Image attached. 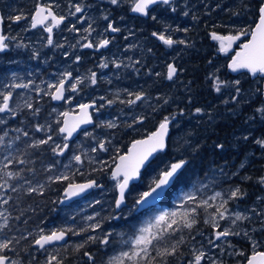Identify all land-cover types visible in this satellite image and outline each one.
Here are the masks:
<instances>
[{"label": "rangeland", "instance_id": "1", "mask_svg": "<svg viewBox=\"0 0 264 264\" xmlns=\"http://www.w3.org/2000/svg\"><path fill=\"white\" fill-rule=\"evenodd\" d=\"M207 1L213 3L211 8L214 7V9L222 10L221 17H219L220 15L217 11H214L213 15L210 14L209 16L204 17V12H206L205 9L208 7ZM223 1L227 2L231 7H228L227 9L221 8ZM236 2L241 3L242 0H172V2L169 3V6H164V4L161 3L162 6L168 8L169 13L172 15L167 14L168 12L165 10L166 8L159 7L155 12V16L157 17L156 22L161 24V21H166L167 24L163 26V28L160 27L162 28L161 31L163 33L167 32L168 34H172V36L169 37L174 43L165 47L164 44L161 45L163 47V52H161V58L158 60V66H154L156 63H153L152 61L150 67L145 66L144 59L150 58V48L153 46V42L150 39L149 34L146 33L140 35L141 30L143 29L141 26L140 34H136L135 37H132V35L129 34L123 36L122 40H115L113 42V46L111 47L113 49L111 52L113 54H124L119 62H115L113 69L108 70L106 67H101L102 63L106 64L103 58L100 61L94 59L91 64L92 69L89 66L86 71L80 72L70 85V93L66 95L64 101L60 104L47 105L48 102L51 101L50 93L54 88L56 78L61 71L58 65L55 64L51 66L46 62L38 64L37 56L32 55L29 52L28 47L27 51L29 56H20V54L24 53L23 51L20 52V54L13 60V63L18 64L13 66L10 70L5 69L0 73V76L3 78L0 93H12L10 102V109L12 111L3 113L1 117H3V119H14L15 115L20 112L21 107H23L24 102L32 99L33 92H38V96L32 100L41 99L42 96L45 100V109L47 110L45 111V116L39 122L38 127H40L41 130L34 131L29 138L30 143L34 141L37 143L40 140H48L47 145L42 146V150H39L40 148L37 149L39 150L38 154L44 153L46 149L51 150L50 164H40V169L42 171L48 170L46 175L38 174L40 173L38 169V172L30 170L29 172H33L32 180H23L20 175L9 179L6 175L0 173V176H3L4 179L7 180V183L5 184L4 182L3 184L5 185L3 186L4 189H10V184L11 189H21L22 187L26 190L40 189L44 184L41 180L42 177L45 182L65 178L69 174V168L72 165L75 163L81 164L83 161L91 160L94 161L97 166H107L108 163H103L104 158L100 157V152L102 151L101 145H104L105 140H109V138H107V131L111 128L108 127L109 123L116 126L121 119H125L123 122L131 125L130 130L140 131V126L142 122H145L146 115L151 117L156 111L163 108L164 105L172 107L171 103L173 101L182 100L179 99L180 93H190L189 89L186 90L185 86H181L182 80H179L177 77L171 79L169 85H166L165 83L163 84V80L167 78L166 67L171 60L170 62H173L174 66L178 67V64L180 65L178 67L179 72L186 70L188 71V75L193 74V76L197 75L200 78L201 84L196 86V88L192 87L196 92L210 91L214 94V97L205 103L207 111L211 112L212 115H207L202 108L203 114L194 120L195 125L199 127L195 130V133H191V131L184 132L185 128H182L181 123L178 121L173 125V151H178L179 148H183L190 152L198 150L202 139L212 131V128L214 127L213 125L217 122L225 124L230 116H236L235 118L239 121L236 122L237 126L225 139L228 142L227 147L234 148V145L246 143L247 140L245 137H251L250 142L256 146H252L251 149L244 154L237 163L235 162L233 166L230 162L229 165L221 164L219 166H206L207 171L205 170L202 178L197 176L194 181H191L187 185V187H178L175 189L172 196L169 197L171 203L167 208L166 206L154 205L145 214H139V216H136L133 220L129 221V226L134 229L147 227L149 224L154 223L155 218L163 212L178 211L183 213L188 210L191 215H194V213L191 212V209L194 208L196 210L195 214L201 209L200 213L204 210L202 225L205 226V229L200 230L192 236L188 245V248L190 249L189 257L184 260L185 264H193L194 256L200 252L205 253L200 264H213V261H215L216 264H223L224 262L225 264H229L227 261L228 258L236 259L235 261H238L236 264H243V256L247 255L248 252L252 253L253 251L258 250L264 242V191L261 190L260 194L251 196L248 192H243L237 184H231L230 181L238 173L240 174L239 179H247L248 176L243 174L245 167L250 165L254 158H260L264 155V148H261L256 143L257 140H264V118H262V114L257 111V109L264 107V103L259 100V104H255L253 107L247 106L245 110L241 109L237 112L235 109L240 105L239 102L249 103L257 98L259 94L257 86L258 82L253 81L245 84L242 81L246 80L247 75L244 76L240 74L226 79L224 71H226V60L228 62L230 53H221L219 51L220 41L212 40L210 38V42H205L199 37L198 32H200V28L197 24L195 34L198 38H196L195 35H193V39L190 38L187 30L189 22H192L193 19H197L200 23L205 21V19H210V23L221 26L225 32L228 33H236L240 32L242 29H247V26L252 23V16L250 15L251 8L248 4L242 6V12H238L237 14L233 12L230 16H224L233 6H235L234 3ZM185 13H187V15H185ZM189 14H191V17H189ZM152 17L154 16H150V18ZM170 23H173V25H170ZM142 24L145 26L146 22H142ZM151 31L154 32L153 30ZM179 41H184V43H179ZM117 48L121 50H117ZM140 48L142 54H140V58L136 60L138 62L135 63L139 64V66L135 68L132 66L133 50L139 49V51H141ZM35 49L36 47L33 45V50L35 51ZM105 53H107V51H103V54ZM208 55L210 58H207ZM117 64L120 66L116 67ZM195 64L196 66H193ZM45 67L47 70L43 72L42 69ZM14 69L16 70L13 71ZM93 72L96 74L95 84H92L90 79L91 73ZM149 74H152L155 77H149ZM130 77H132V79H130ZM139 77L143 80L141 81V84H138L135 81ZM158 77H160L161 80H159ZM77 79H80L82 82L76 84V90L73 91L72 85L76 83ZM209 79L213 80V86H207L206 81H210ZM236 81H239L238 85L235 83ZM14 83L28 84L29 86L27 88H13L11 85ZM187 83L189 84V81H187ZM217 84H219L220 87L219 91L215 90ZM49 85H52V87H49ZM136 86L140 87L134 89ZM3 88L4 90H2ZM237 88H239V94L236 91ZM137 94L142 96L141 100L135 101V103L131 105L128 104L127 101L135 100V95ZM101 97L104 99H101ZM233 97H235V99H233ZM2 98L3 97L0 96V103L2 102ZM86 101L98 102H96L97 105L92 112L94 119V124L91 126L92 128L82 131L77 138L69 144L61 154H59L64 143L63 136L57 131L59 126V116L64 111L74 109L79 104ZM108 101L114 102L109 104ZM121 101L124 102L122 103ZM184 105L185 104L180 107ZM249 108L252 109L251 112L244 114ZM168 116L170 115H167V117ZM258 128L263 130L259 132ZM19 129L14 133H19ZM49 137H51V139H48ZM185 137L188 139L186 140ZM53 149H55V151H53ZM93 149H95V151H93ZM8 152L12 153V150L10 149ZM200 154L201 153H198L196 158ZM75 156H80L81 159L79 162L74 159ZM5 159L6 156L3 158L2 155L0 168H3L2 164H7V160ZM242 164L243 167H241ZM157 165H160V163L158 162ZM166 167L157 171H154V169L147 171L143 182H148V180H151L156 173H159ZM4 171L7 172L5 169ZM262 177H264V167L262 168L261 176L257 178L259 186L264 188V184L260 182ZM117 182V180L110 179L107 185H102V183L97 180L98 186L95 187L91 193L63 206L62 209H59L58 217L54 220L59 223L62 221L63 227H67L70 224L80 226L72 216V214L80 212L86 225H89V227H96L98 213L103 210L109 212V208L112 207L114 197L113 191ZM236 188L240 189L242 195L238 198L230 199L231 191ZM142 191H129L127 193L128 206L125 207L120 214L114 215V213H111L112 218L127 216L132 214L133 211L135 212V210H133V205L135 204L138 195L136 197L133 196ZM217 192L221 193V196L216 199H211V197H214ZM186 193H192L195 196V200L183 202L182 197ZM2 199L3 196L0 194V201ZM225 200L227 203L224 205V208H226L227 211L224 212L225 218L221 219L217 214L216 209L220 206L222 201ZM200 201H207V206L205 207L204 205H201L197 207V204H199ZM224 208H221L220 211L223 212ZM3 212L4 209L0 205V213L3 214ZM236 213L242 214V216L247 217V219L236 221L235 224H233ZM214 217L216 222L220 225L218 228L213 227L212 221ZM170 219L171 218H168L164 223L153 228V234H159L162 232L161 228L167 227V221ZM206 220L208 223H205ZM4 224L5 217L0 215V225ZM53 228L54 224H50L46 227L47 231H41V229H34L32 231H37L34 234L36 237L42 233H48ZM177 228H179V225H176L175 230H177ZM1 229L2 228H0V231ZM225 229L239 232L240 235H229L217 239L216 233ZM111 230L112 231L107 232V235L109 233L111 235L116 234L117 232L119 234H125L124 232H120L118 224L112 226ZM245 232H247V236L244 235ZM70 234L72 236V241L70 242H75L77 237H81L80 231L77 229H73ZM138 234L139 231H134L126 237L125 235H118L119 241L115 240L114 243L110 242L108 248H101L102 251L99 253V260H95L94 263L109 264V261L113 257L120 256L122 252L130 251L132 248L131 241ZM109 236L110 235H108L107 238ZM105 237L106 236L102 237L100 241ZM249 237H251L252 241L258 242V247L255 249L253 248ZM6 239H11V236H4L0 232V241ZM57 250L58 247L56 246L40 250L41 252L39 253H42V255L47 254V257L49 258ZM35 252H38V250L35 249ZM240 253H243V255H240ZM154 254L155 253H152L150 249L149 256H154ZM142 256L143 254L141 253L140 256H135L131 260L124 258V264H138ZM33 257L35 258L37 256L33 255ZM146 258L148 257H144L143 259ZM12 261H16L17 264H24L22 261L16 260L14 257H9L6 264H11ZM141 261L143 260L141 259ZM235 261H231V263H235Z\"/></svg>", "mask_w": 264, "mask_h": 264}, {"label": "trees", "instance_id": "2", "mask_svg": "<svg viewBox=\"0 0 264 264\" xmlns=\"http://www.w3.org/2000/svg\"><path fill=\"white\" fill-rule=\"evenodd\" d=\"M262 1L263 0H242L241 3L236 2L234 3L235 6H233L232 9H230V11H228L224 16H230L233 12L236 14L238 12L240 13L243 10L242 6L244 4H248L251 8L250 15L252 16V23L247 26V29L252 28L256 20L258 19V8L262 4ZM207 3L208 7L205 9L206 12H204V17H207L210 14L213 15L214 11L219 12V17L222 16L221 9H214V7L211 8V5L213 3H211L210 1H207ZM228 7H231V5L223 1L221 8L227 9ZM189 17H191V14H189ZM209 20L210 19H205V21H202L200 23L197 19H193L192 22H189V27H187V30L190 38H192L193 35L198 38L195 34L197 25L200 28L198 36L201 37L205 42H210L211 31H216L220 33L225 32V30L221 26L214 25L210 23ZM157 54H159V52ZM207 58H210V56L208 55ZM226 65L227 68L226 71H224L226 79L229 77H235L228 70L227 60ZM179 66L180 65L178 64V67ZM193 66H196V64ZM177 78L179 80H182L181 86L183 85V87L185 86L186 90H190L189 94L180 93L179 99L182 100L173 101L171 103L172 107L164 105L163 108L156 111L151 117H148V115H146L145 122H142L140 126V131L130 130V124L123 122L125 119L121 120L118 125L108 129L107 138H109V140H105L103 149H101L102 151L100 152V157L104 158L103 163H108L107 166H97L96 163L91 160L83 161L81 164L75 163L69 168L70 172L65 178L49 180L45 182L42 177L41 180L44 182L43 186L40 189H35L34 192L25 189H16L18 191L10 192V190H6L4 189V187H0V194L3 196V199L0 201V205L4 209L3 216L7 221V223L4 224V227H2L0 232L4 236H11V239L3 240V242L11 241L9 248L5 249L3 252L0 253L8 254L9 257H14L16 260L22 261L24 264H49V261L53 256L56 257V260L60 261V264H95L93 261H90L89 255L93 258L92 260H99V253L102 251L101 248H108L110 246V242L114 243L115 240L119 241L118 235H125L126 237L127 235L132 234L133 230L129 226V221L133 220L135 217L127 219L129 216L127 215L125 217L119 216L118 218H112V207L109 208V212L103 210L98 213V226L96 227H89V225L85 224L83 219L79 220L78 222L80 226L70 224L67 227H63L62 221H60L59 223L54 220L56 217H58L59 214V208H57V203L60 197L61 190L63 189L66 182L71 179L80 181L88 178H95L99 180L102 185H107L110 180V168L115 160V157L126 149L129 141L139 136L145 135L147 132L152 131L164 115H176L177 121L181 123V127L185 128L184 132L191 131V133H195V130L199 127L195 125L194 120L203 114L202 108L207 115H212L211 112L207 111L205 103L208 100H211L214 97V94H212L210 91L196 92L192 87L196 88V86H199L201 84L200 78L197 75H188V71L186 70H183V72H179ZM139 80L140 81H138L137 83L141 84V81L143 80ZM165 80H163V84L166 82ZM209 80L210 81H206L207 86H213V80ZM257 80L260 81L259 78H257ZM187 81H189V84L191 82V84L189 85ZM250 81L251 79L247 77V79L242 82L247 84L251 83ZM257 86L259 89V94L257 98L249 103L238 101L240 103L239 106L241 107L238 106L235 109L237 110V112L241 109L245 110L247 106L253 107V105L259 104V100L264 102V98L261 96V85L259 82ZM183 104L185 105L180 107ZM196 109H200L201 111L197 112ZM251 110L252 109L250 108L247 109L244 114L251 112ZM235 117L230 116L225 124H223L222 122L215 123L213 125L214 127L212 128V131L207 134L205 138H201L202 142L200 143L198 150H195L194 152L187 151L183 148H179L178 151H173V128L172 133L168 138L166 149L163 152L158 153L156 157H154V159L148 165V168L145 173L142 174V181L139 184L135 185L131 190L142 191L147 189V185L150 183V180H148V182H143L147 171L151 169L157 171L163 167H166L173 160L186 158L187 163L184 165L183 169L178 173L177 178L174 180L172 187L168 190L167 194L163 199V203H166L168 202L169 196L172 192L175 191V189H177L178 187H187V185L191 181H194L195 177L197 176H200L199 178H202L205 170L207 171L206 166H219L221 164L229 165V162L232 163L233 166L234 163H237V161L244 154H246L252 146H256L250 142L251 137H248L246 139V143H243L241 145H234V148L227 147L228 142L225 139L226 137H228V134L235 129V127L237 126L236 122L239 121ZM262 130L263 129L258 128L259 132H261ZM11 138L12 142H14L13 148L15 149V152L12 163L7 165V168L5 170L7 172L12 171L13 173L18 172L21 177H23L26 172H29L30 170H35L36 172H38L37 169L40 171V173L38 174L46 175L47 170H45V173L43 174V171L38 168V160L35 164L29 165L27 168L24 164L25 148L28 150V152H31L32 150L37 152L38 146L33 147L29 143L30 145H25V148L20 147L19 149H16V147L21 145L22 143L21 134H18L17 136L13 135ZM185 139L187 140L188 138L185 137ZM218 145H221L222 147H218ZM198 153L201 154L198 155L196 158V155ZM50 155L51 151L49 149H46L43 153V156H41L44 160L43 162L45 163V165L50 164ZM158 162L160 163V165H157ZM263 167L264 155H262L260 158H254L252 163L245 167V169L243 170V174L248 176L247 179H239L240 174L238 173L231 179L230 182L231 184H237L243 192H248L251 196L258 195L261 193V188L259 186L257 178L261 176ZM4 180V177L3 179H0V185L4 184ZM137 195L138 194L134 195L133 197H136ZM4 201L7 202L5 203ZM200 212L201 209L197 212V214L194 213V215H191L189 213L190 217H194L196 221V223L193 224L190 229L183 226V220L181 216L176 217L178 223L172 225V228H169L167 231H164L166 227L161 228L162 232H159L162 233V236L159 240L154 241L153 244H156L155 246L159 247L160 249L168 248L169 250H171L172 246L175 245L176 250L172 255H167L161 258L156 256L155 247H150L152 253H155L153 257H156V261H154L153 264H185L184 260L189 257L190 249L188 248V245L192 236H194L195 233L199 232L200 230L205 229V226L202 225L204 210H202V213ZM73 217H75V215H73ZM170 221H167V224L170 223ZM50 224H54L57 228L66 229L70 233L73 229H77L78 231H80L81 237H77V240L75 242H69L65 245H62L61 247L58 246V250L55 251V253L48 258L47 255L42 257L40 256V254L35 252V248L32 246V242L35 239L34 234L37 231L32 230L41 229V231H46L45 227H48V225ZM115 224H118L120 232H124L125 234H119L118 232L116 234H112L108 237V243L102 244L100 242V239L104 236H108L109 234L107 235V232L112 231L111 227ZM176 225H179V228H177V230H175ZM89 237H96V239L94 241L89 240ZM181 238H183V242H180ZM85 253H88L89 255H85ZM33 255H36L37 257L34 258ZM142 260L143 261H141L140 259L138 264H147L148 258ZM244 260L245 259L243 258V263ZM227 261L230 262L231 260L228 259ZM237 262L238 261H235V263L230 264H236ZM51 264L54 263L51 262Z\"/></svg>", "mask_w": 264, "mask_h": 264}, {"label": "flooded vegetation", "instance_id": "3", "mask_svg": "<svg viewBox=\"0 0 264 264\" xmlns=\"http://www.w3.org/2000/svg\"><path fill=\"white\" fill-rule=\"evenodd\" d=\"M135 1L136 0H119L118 4L113 5L110 3V0H0L1 33L6 37L5 43L7 44V48L4 51H0V73L5 69L10 70L13 66L18 64L13 63V60L20 54V52H24L20 54V56H29L27 51L28 47L29 52L32 55L37 56L38 64L46 62L51 66L55 64L58 65L61 71L56 78V84L65 77V74L71 73L70 76H67V78L64 79L67 95L70 93L69 88L72 81L77 78L80 72L86 71L89 66L92 69L91 64L94 59L100 61L103 58L107 64L106 68L108 70L113 69L115 62H119L124 55L123 53L113 54L111 52L113 49L111 48L113 42L115 40H122L123 36L129 34H131L132 37H135L136 34H140L141 26L143 29L141 30L140 35L146 33L149 34L150 39L153 42V46L150 48V58L144 59L145 66L150 67L152 62L156 63L154 66H158V60L161 58V52H163V47L161 46L163 41L158 37L162 34L165 38L168 37V39H171L169 36H172V34H168L167 32L163 33L161 31L162 28H160V24L156 22L157 17L155 16V12L159 7H163L166 8L165 10L168 12L167 14L171 15L168 8L164 7L169 6L170 4L162 6L161 3H157L152 5L147 10L148 14L143 17L131 13ZM38 6H44L46 8L50 6L51 11L57 17H64V20L58 26L53 27L51 33L52 44H48L49 33L44 30L45 27L51 26L50 17L42 24H37L35 28L31 26L32 16L35 14ZM76 6L81 7L82 11L76 13ZM46 14L47 13L45 12L44 15ZM17 16H21L22 19L16 20L15 17ZM105 16H107V19H104ZM149 16H154L155 19H153V17L150 18ZM142 22H146V25L144 26ZM109 23H111L113 27L118 28L119 31L112 32L108 29ZM85 29H90V31L86 32ZM151 30L157 33V35L153 36ZM105 39H107L109 43L104 47H98L100 41ZM87 43H92L93 47H84L83 45ZM162 44H164V47L167 46L164 42ZM33 45L36 47L35 51L33 50ZM117 50L121 49L117 48ZM103 51H107V53L103 54ZM133 51L132 66L137 68L139 64L135 63L138 62L136 60L140 58L142 50L139 51V49H134ZM158 52L159 54H157ZM77 57H79V60H77ZM15 70L16 69L13 71ZM46 70V67L42 69L43 72ZM148 76L152 78L155 77L152 74H149ZM158 78L161 80L160 77ZM130 79H132V77H130ZM139 79L142 78H137L135 81L138 82L140 81ZM2 80L3 78L0 76V88L2 87ZM165 81V84L169 85L171 79L166 78ZM2 90H4V88ZM38 94V92H33L32 99L37 97ZM140 94L143 95V93ZM32 99L24 102L23 107H21L20 112L15 115L14 119H3V117H1V115L8 112V110L0 113V136H3L4 138L3 143H0L1 162L2 155L3 158L6 156L5 160L9 161V164L13 161L15 152V150H13L11 138L13 135L21 134L22 143L20 147L22 148H25V145L29 146L31 144L33 146L34 144V142L30 143L29 136L37 130L39 122L45 116V110L47 109H45V100L42 96L41 99ZM10 102L11 97L9 99V108ZM28 102L31 107L27 106L29 105ZM47 105H52L51 101L48 102ZM60 117L61 115L59 116V120ZM17 129H19V133H14ZM25 133H27V135H25ZM38 148H40L39 150H42V145L38 146ZM10 149L12 150V153L8 152ZM39 150L37 149V152L34 150L28 152L25 148L24 164L26 168L29 165L35 164L37 160L39 165L38 168H40L41 163L44 164V160L41 157L43 156V153L38 154ZM22 179L32 180L33 172H26ZM9 188L10 189L8 190H10V192L19 190L18 188H14L15 191H13V189H11V184ZM21 189L24 188L22 187Z\"/></svg>", "mask_w": 264, "mask_h": 264}, {"label": "snow or ice", "instance_id": "4", "mask_svg": "<svg viewBox=\"0 0 264 264\" xmlns=\"http://www.w3.org/2000/svg\"><path fill=\"white\" fill-rule=\"evenodd\" d=\"M119 0H110V3L113 5L118 4ZM157 3H163L164 5H168L170 3V0H136L134 6L132 7V11L135 13H140L142 15H147L148 12L146 11L150 5H155ZM82 11V8L79 6L75 7V12L79 13ZM47 13L44 15V13ZM74 15V14H73ZM187 15V13H185ZM49 17L51 18V26L45 27V31L49 33L48 36V44H52V30L53 27L58 26L63 20L64 17H57L52 11L50 6L44 7V6H38L36 8L35 14L32 16V27L35 28L37 24H42L45 20H48ZM16 20L22 19L21 16L15 17ZM104 19H107V16L104 17ZM155 19V17H153ZM108 29H110L112 32L119 31L118 28L113 27L111 23L108 24ZM74 30V29H72ZM85 31H90V29H85ZM153 36H156L157 33L153 32ZM244 36L247 37L246 42H243L239 45V50L235 52V55L231 57V62L228 64V68L232 71H236L237 69H247L249 72L256 74H264V3H262L258 8V20L255 23V27L249 28V29H242L240 30L238 35H227V36H219L213 33L212 38L214 40L220 41V47L219 51L221 53H227L228 50L232 47V44L236 41L240 40V37ZM160 40H162L165 44L171 45L174 42L171 39L165 38L164 35H160L158 37ZM6 37L3 35H0V51H4L7 48V44L5 43ZM227 42V44L225 43ZM109 43L107 39L100 41L98 47H104ZM179 43H184V41H179ZM84 47L91 48L93 47L92 43H87L83 45ZM77 60H79V57H77ZM120 65L117 64L116 67H119ZM101 67H107V64L102 63ZM176 72V68L169 64L168 65V79H172L173 75ZM71 73L65 74V77L62 78L59 81V85L56 86L55 93L52 95V98L54 100L61 99L63 88H64V79L67 78V76H70ZM96 74L93 72L91 73V83L95 84ZM82 81L80 79H77L76 83L72 85V90H76V84L81 83ZM237 85L239 84V81L235 82ZM28 84H12L11 87L13 88H27ZM49 87H52V85H49ZM216 91L220 90L219 84L216 85L215 88ZM237 93L239 94V88L236 89ZM12 93L8 92L7 94L0 93V96L3 97V102L0 103V113L5 112L6 110L12 111L9 108V99L11 97ZM131 95V94H130ZM142 96L140 94L135 95V100H129L127 101L128 104H134L135 101L141 100ZM101 99H104L101 97ZM235 99V97H233ZM114 101H108L109 104L113 103ZM122 103L124 101H121ZM28 107H31V105H27ZM80 109L84 111L85 118L81 119L79 123H90V118L87 117L86 109L91 107V105L88 104H81ZM197 112H200V109H196ZM258 112L262 114V118H264V107L257 109ZM14 114V113H13ZM64 116H67L68 113H63ZM68 122L65 121V126L60 128V132L64 133L67 132L68 136H71L72 132L75 131V127L78 125H75L71 128L68 126ZM114 124L109 123L108 127H114ZM131 127V125H129ZM41 128L37 127V131H40ZM168 131V118L165 117L164 121H162L158 127V129L155 132H152L148 135L146 139L142 140H136L133 142L131 148L128 150L127 156H121L120 157V163L116 165L115 171L112 172V179H116L118 176H123V179L121 181L117 182V188L119 189L120 195L119 198L116 199V207L119 208L121 204L124 202V190L128 187V183L130 180L136 178L139 176L141 168L146 165V162L149 161V158L153 156L154 153L161 152L165 149V136ZM27 135V133H25ZM3 136H0V143H3ZM48 139H51L49 137ZM67 139V137H65ZM247 139V137H245ZM48 140H40L36 144L33 145V147L38 146L39 144H47ZM256 143L261 147L264 148V140H257ZM59 147V146H58ZM68 145L65 144L64 148H67ZM218 147H222L221 145H218ZM101 149H103V145H101ZM55 151V149H53ZM95 151V149H93ZM74 159L79 162L80 156H75ZM22 162V161H21ZM186 164V161L181 159L178 162L171 163L168 167L162 169L159 173H157L154 177L151 178L150 183L147 185V189L140 192L138 194V198L135 201V204L133 205V210L139 207H143L145 205L154 204L160 196L164 193V190L169 187L172 182L177 178V175L179 171L183 168V166ZM243 167V164L241 165ZM7 168V165H4V168H0V173H3V175H6L9 179L19 176V173H13V172H5L4 169ZM0 179H3V176H0ZM260 182L264 184V177L261 178ZM7 182L5 181V184ZM5 185H0V187H3ZM94 186V182L86 184V185H78L76 187L80 188V190H83L84 188L92 187ZM15 191V189H13ZM29 191H35V189H29ZM242 193L240 192L239 188H236L235 190L231 191L230 199L231 198H238ZM221 193L217 192L214 197H211V199H216L217 197H220ZM195 196L192 193H186L182 197L183 202H190L194 201ZM5 203L7 201H4ZM227 203V201H222L219 207H217L216 212L220 216L221 219H224V212L227 211L226 208H224V205ZM204 205L207 206V201H200L199 204H197V207ZM183 206V205H182ZM221 208H224V211H220ZM192 213H195V209H191ZM0 215H3L0 213ZM177 216H181L183 220V226L186 228H191L193 224L196 223L194 217H190L189 211L186 210L183 213H180L178 211H171V212H163L161 215L157 216L155 218V222L152 224H149L147 227H142L139 229V234L134 237V239L131 241L132 248L130 251L122 252L120 256L113 257L109 264H124V258H128L131 260L135 256H140L142 253L144 257H148L147 264H153L154 261H156V257L149 256L150 247H155L156 250V256L163 258L167 255H172L175 250L176 246L173 245L171 250L168 248L160 249L159 247H156L153 242L156 240H159L162 236V233L160 234H153V228H155L157 225H160L161 223H164L168 218H171L170 223L167 224V227L164 229V231H167L169 228H172V225L177 224ZM247 219V217H243L242 214L236 213L235 214V220H233V224H235L236 221ZM7 223L5 219V224ZM205 223H208L206 220ZM213 227L218 228L220 225L218 222H216L215 217L212 221ZM98 226V225H97ZM4 227V225H0V228ZM175 231V230H174ZM65 230H60L59 232L53 231L50 235H41L39 239L35 240V244L39 245L40 248H44L46 244L51 243L52 241H59L64 238ZM109 235H111L109 233ZM229 235H240L239 232H233L230 229H225L223 231L217 232L216 237L219 239L220 237H227ZM245 236H247V232L244 233ZM89 240H95L96 237H89ZM249 240L252 242L253 248L255 249L258 247V242L252 241L251 237H249ZM102 244L108 243L107 236L100 241ZM183 242V238H181V241ZM211 243V241H210ZM11 244V241L3 242L0 241V252H3L5 249L9 248V245ZM82 247V245H81ZM85 255H89L88 253H85ZM240 255H243V253H240ZM205 253L200 252L199 254L194 256V262L193 264H200L202 258H204ZM89 259L91 260L92 257L89 255ZM8 260V257L4 255H0V264H6V261ZM52 260H56V257H51V260L49 261V264H51ZM11 264H17L16 261H12ZM56 264H60V261L56 260ZM213 264H216L215 261H213ZM247 264H264V251H253V254L251 257L248 258Z\"/></svg>", "mask_w": 264, "mask_h": 264}, {"label": "water", "instance_id": "5", "mask_svg": "<svg viewBox=\"0 0 264 264\" xmlns=\"http://www.w3.org/2000/svg\"><path fill=\"white\" fill-rule=\"evenodd\" d=\"M262 3H264V0H263ZM134 4H135V3H134ZM134 4H133V6H134ZM133 6H132V7H133ZM151 6H152V5H150L149 8H150ZM149 8H148V9H149ZM148 9H147V10H148ZM147 10H146V11H147ZM131 13L134 14V15H140V16H143V17L146 16V15H142V14H140V13H135V12L132 11V9H131ZM257 20H258V19H257ZM256 22H257V21H256ZM0 25H1V18H0ZM253 27H255V24H254ZM213 33H215L216 35H219V36L232 35V34L221 35V34L216 33V32H211V34H210V35H211V38H212ZM0 35H1V27H0ZM237 35H238V34H237ZM225 42H226V41H225ZM245 42H246V41H245ZM226 44H227V42H226ZM233 44H234V43H233ZM233 44H232V46H233ZM239 45H240V44H239ZM231 49H232V47H231L229 50H231ZM229 50H228V51H229ZM238 50H239V46H238V48H237L236 51H238ZM236 51H235V52H236ZM234 55H235V54H234ZM230 62H231V60L229 61V63H230ZM229 63H228V64H229ZM169 64L173 65V62H170ZM169 64H168V65H169ZM173 66H174V65H173ZM174 67H175V66H174ZM175 68H176V67H175ZM228 70H229L232 74H237V73L242 72V71H247L251 76L259 75V76H261V77H264V74H260V73L253 74V73L249 72L247 69H237L236 71H232L231 69L228 68ZM166 73H167V76H168V66H167V71H166ZM176 73H177V68H176V72H175V74L173 75V77L176 75ZM262 86H263V95H264V81H263V83H262ZM55 90H56V89H55ZM55 90H54L53 94L55 93ZM53 94H52V95H53ZM62 94H63V93H62ZM61 98H62V97H61ZM53 100H54V99H53ZM59 100H61V99L54 100V101L57 102V101H59ZM85 104L91 105V107H89V108L86 109L87 117L90 118V121H91V122H90V123H79V121H80L81 119L85 118V116H84V111H82V110L80 109V107H78V111H77V112H67V113H68L67 116H64V115H63L62 123H61L60 128L65 126V121L68 122V125H67V126H68L69 128H71V127H73V126H75V125H78V126L75 127V131L72 132L71 136H68V133H67V132H64V133H65V137H67V139H65V140H71L72 138L75 137V135H76V134H77L82 128H85V127L91 126V125L93 124V119H92V116H91V113H90V109L93 108V107L95 106V103H94V102H88V103H85ZM174 119H175V116H173L172 118L168 119V131H167V134H166V136H165V144H166V141H167V137H168V135H169V133H170V124L172 123V121H173ZM163 121H164V120H163ZM159 125H160V124H159ZM159 125H158L153 131H151L149 134H151L152 132H155V131L158 129ZM59 130H60V129H59ZM149 134H148V135H149ZM148 135H146V136H144V137H141V138H137V139L132 140V141L129 143V145H128L126 151H125L124 153H122V154H120V155H118V156L116 157L115 164L112 166V168H111V172H110L111 178H112V172L115 171V169H116V165L120 163V157H121V156H127V155H128V150H129V148H131V146H132V144H133L134 141H136V140L146 139V138L148 137ZM165 148H166V147H165ZM164 150H165V149H164ZM164 150H163V151H164ZM157 153H158V152H157ZM157 153H154L153 156L149 158V161L146 162V165H147V164H148V163H149V162L155 157V155H156ZM185 161H186V160H185ZM174 162H178V161H174ZM172 163H173V162H172ZM146 165H145V166H146ZM145 166H144V167H145ZM144 167H142L141 170H143ZM118 177H121V180L123 179V176H122V175H121V176H118ZM118 177H117V178H118ZM139 177H140V174H139V176H137L136 178H134V179H132V180L129 181V183H128V187L124 190V195H125V192L128 190L129 186H130L132 183L137 182L138 179H139ZM92 182L95 183V180H94V179H91V180H87V181H81V182H75V183H68V184L64 187V189H63V191H62V195H64V197L60 198L58 204L60 205V204H62V203H67V202H69V201H71V200H73V199H75V198H78V197H80L81 195L87 193L88 191L91 190L92 187H88V188H84L83 190H80V188H78V187H76V186H78V185H86V184H89V183H92ZM170 186H171V185H170ZM170 186H169V187H170ZM169 187H167V188L164 190V193L160 196V198H159L154 204L145 205V206H143V207H139V206H137V210L140 211V210H143V209H146V208H148V207H152V206L156 205V204H157V203L163 198V196H164V194H165V191H166ZM116 192H117V195H116V198H115V202H116V199H118V198H119V195H120L119 189H118L117 187H116ZM115 202H114V210H115V211H118V210H119V209L125 204V197H124V202L121 204V206H120L119 208L116 207V203H115ZM55 231L59 232L60 230H55ZM52 232H53V231H52ZM52 232H51V233H52ZM51 233H49V234H43V235H50ZM40 236H41V235H40ZM40 236H39L38 238H36L35 240L39 239ZM67 238H68V234H67V232H65L64 238H63L62 240H59V241H52L51 243L46 244L45 246H49V245H53V244L64 243V242H66ZM32 245H33V246H38V248H40L39 245H36V244H35V241L32 243ZM45 246H44V247H45ZM40 249H41V248H40ZM4 256L7 257V255H4ZM251 256H252V254L249 255V257H251ZM245 264H247V261L245 262Z\"/></svg>", "mask_w": 264, "mask_h": 264}, {"label": "bare ground", "instance_id": "6", "mask_svg": "<svg viewBox=\"0 0 264 264\" xmlns=\"http://www.w3.org/2000/svg\"><path fill=\"white\" fill-rule=\"evenodd\" d=\"M171 1V0H170ZM172 2V1H171ZM263 2V1H262ZM178 13V12H177ZM152 14V13H151ZM178 16V15H177ZM150 17V16H149ZM174 17V16H173ZM170 18V17H169ZM142 20V19H141ZM257 21V20H256ZM167 22H168V20H167ZM256 23V22H255ZM167 23H166V21H161V24H160V27H162L163 28V26H165ZM159 25V24H158ZM170 25H173V23H170ZM158 27V26H157ZM154 28V27H153ZM157 29V28H156ZM211 32H216V31H211ZM211 32H210V34H211ZM216 33H219V34H223V33H220V32H216ZM235 35H237V34H239V32H236V33H234ZM168 38V37H167ZM210 38H211V35H210ZM212 40H214L213 38H211ZM246 39H247V37L245 38L244 36H241L240 37V40H238V41H236L234 44H233V46H232V49L231 50H229L228 51V53H230V58H229V60H228V63H229V61L231 60V57L235 54V51L237 50V48H238V46H239V44H241V43H243V42H245L246 41ZM156 42V41H155ZM163 43V42H162ZM162 43H161V45H162ZM226 43V42H225ZM169 46V45H168ZM171 61V60H170ZM169 61V62H170ZM230 72V71H229ZM231 73V72H230ZM232 74V73H231ZM239 74H241V72H239V73H237V74H232V75H239ZM149 86V85H148ZM46 111V110H45Z\"/></svg>", "mask_w": 264, "mask_h": 264}]
</instances>
